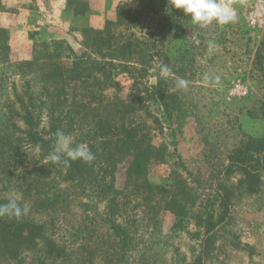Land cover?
I'll return each mask as SVG.
<instances>
[{"label":"rangeland","instance_id":"1","mask_svg":"<svg viewBox=\"0 0 264 264\" xmlns=\"http://www.w3.org/2000/svg\"><path fill=\"white\" fill-rule=\"evenodd\" d=\"M225 2L236 20L201 29L168 0H0V204L15 194L29 209L0 217V264H264V169H242L264 156L252 147L264 139V0ZM82 57L112 66L73 68ZM29 101L50 150L25 139ZM124 116L167 147L148 166L155 190L130 182L126 161L112 176L97 169V185L50 161L57 131L92 152L99 122ZM240 154L247 163L230 170Z\"/></svg>","mask_w":264,"mask_h":264},{"label":"trees","instance_id":"2","mask_svg":"<svg viewBox=\"0 0 264 264\" xmlns=\"http://www.w3.org/2000/svg\"><path fill=\"white\" fill-rule=\"evenodd\" d=\"M149 4L152 3V0H148ZM151 10L156 11L153 7ZM108 24L111 25L110 23ZM85 33V32H84ZM97 42V41H96ZM43 46L48 47V44H43ZM10 50L8 45V36L7 32L3 29H0V55L7 53ZM98 55L104 56V54L99 50H95ZM100 53V54H99ZM80 65H87V66H99L100 72H106L107 68L111 67L112 64H98L96 60H93L91 57H82L76 58L75 63L73 64V68H77ZM45 67V66H44ZM42 67V68H44ZM59 67L57 66L53 73H57ZM61 69V68H60ZM30 85L28 86V88ZM157 86H152L151 89H147V94L151 93L149 90H157ZM156 92V91H155ZM91 95V93H89ZM88 95V94H87ZM140 95V94H139ZM32 102V101H31ZM145 102V101H144ZM93 103V102H92ZM59 105V104H57ZM88 104L84 102L77 103L76 101L72 100L70 102V108L74 109L75 107H81L82 109L86 110L89 109ZM131 106V105H130ZM130 106L124 104V108L126 109L125 112L129 111ZM21 107L23 109V114L21 115L23 122L27 126V128L23 131L25 134V139H28L29 142L35 144L42 150H50L51 143L50 141L45 140L42 136V132H40L36 128V122L34 121V112H37L33 108V106L29 102H22ZM58 107V106H57ZM90 112L95 113L97 110L95 108L89 109ZM135 112V109H130L129 113L132 114ZM130 115V114H129ZM128 119V116H126ZM126 117L124 116L121 120L123 121L122 127H116L115 124L111 123V120L102 119L99 122V126L101 127L102 132V148H95L92 150V153L95 156V159L91 163H85L83 161H70L69 164H65L68 175L71 179L76 180L80 179L85 183L92 184L95 183L96 185L100 182L97 178V169L98 171L103 174L109 173L111 176L118 169V165L121 163H127L126 173L128 176V180L130 182L137 183L140 182L138 188H146L155 190L156 187L150 184L148 181L147 174H148V166L151 160L155 157L161 158L164 155V151L167 147H162L158 149L151 143L150 140V132L146 133L142 126L135 125L133 122H129L126 124ZM156 123H159V120L154 118ZM1 134V132H0ZM5 141H7L5 139ZM4 144L0 142V145ZM6 146V145H4ZM255 146L258 152L264 151V139L263 140H252V147ZM2 148V147H1ZM245 155V154H243ZM240 154V157H231L230 159V166L229 169H233L235 167H239L240 165H244L247 163L248 159ZM106 156L107 162L104 164L98 163V160L101 157ZM130 160V161H129ZM252 166H248L247 168H242L246 175L254 176L257 175L260 171L264 169V156L259 159L252 157ZM124 163V164H125ZM225 200L222 201V207L224 211L221 214L218 223H222L225 221L226 217L228 216V201L231 198H224ZM178 201L171 200L170 202H166V208L172 211L175 215L183 216L182 211L185 212V207L181 204L178 205ZM186 213V212H185Z\"/></svg>","mask_w":264,"mask_h":264},{"label":"clouds","instance_id":"3","mask_svg":"<svg viewBox=\"0 0 264 264\" xmlns=\"http://www.w3.org/2000/svg\"><path fill=\"white\" fill-rule=\"evenodd\" d=\"M168 4L171 8L183 10V13L189 17L191 22L201 29L207 28L213 22L218 25H226L236 20L235 11H231L226 4L225 0H168ZM216 45L214 42L208 43V50L211 52ZM170 68L168 65L161 66V75L168 76L170 74ZM211 77L208 74L204 75L205 83L211 82ZM219 78H216L218 82ZM189 82L183 78H177L176 88L187 90ZM56 143L53 152L50 154V161L62 162L69 164L70 161H83L85 163H91L95 156L90 151L86 144H78L73 146V138L70 135L65 134L62 131L56 133ZM19 197L13 194V196L7 201V203L0 204V217L8 218H21L28 212V207L25 205L21 207Z\"/></svg>","mask_w":264,"mask_h":264}]
</instances>
